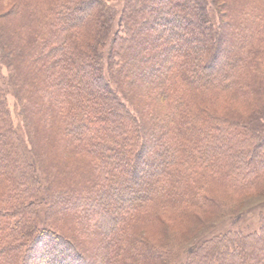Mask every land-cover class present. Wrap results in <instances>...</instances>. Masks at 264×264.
I'll return each instance as SVG.
<instances>
[{
    "label": "trees",
    "instance_id": "16d2710c",
    "mask_svg": "<svg viewBox=\"0 0 264 264\" xmlns=\"http://www.w3.org/2000/svg\"><path fill=\"white\" fill-rule=\"evenodd\" d=\"M210 1L217 23L207 0H128L124 34L112 39L107 57L111 84L100 52L114 17L107 0H0L8 85L24 99L28 128L39 130L40 162L63 177H84L67 192L50 186L48 202L66 204L86 232L100 229L103 252L116 248L122 225L134 219L152 214L160 226L169 210L170 219L189 222L218 214L228 197L264 191V0ZM2 92L0 170L17 193L12 214L0 209L3 240L18 242L31 228L43 264H94L69 233L29 218L37 179L19 140L10 138ZM81 156L91 160L87 166ZM71 157L84 168L76 162L67 171ZM121 161L132 163L136 177L151 170L135 194L126 192ZM144 206L150 209L141 213ZM228 235L203 242L188 264H264V231ZM127 243L145 257L141 244ZM9 254L16 260L19 249L0 248L1 264Z\"/></svg>",
    "mask_w": 264,
    "mask_h": 264
},
{
    "label": "rangeland",
    "instance_id": "374dc122",
    "mask_svg": "<svg viewBox=\"0 0 264 264\" xmlns=\"http://www.w3.org/2000/svg\"><path fill=\"white\" fill-rule=\"evenodd\" d=\"M207 2L209 9H211L213 22L217 23L218 16L214 10L215 8L210 4V0H207ZM127 3L128 0H107L106 2V4L112 8L114 17L112 19L108 36L105 39H101L104 45L100 47V52L102 54L103 77L111 84L113 80L109 75L107 57L110 47L112 46V39L116 34L118 36L124 34V30L120 25V18ZM186 36L187 35H185V37ZM6 52V49L0 45V87L3 91L1 99L11 123V130H13L14 133L10 138L14 140V137H17L19 140L18 148L23 152L24 159L34 171L37 179L35 187L39 189V192L34 198V202L30 203V206L33 204L30 208L32 209L33 215L31 214L29 216L31 220L36 219V227H39L46 220L50 223L56 224L69 233L74 241L86 250L87 255L92 261H94V264H188L193 257L192 253L195 252L203 242L209 239L219 238L229 234V238L237 240L239 239V236L246 237L255 234L259 235L264 231V191L259 194L250 192L242 196L230 197V200L228 197L225 202L219 203L220 210L217 211L218 214L216 215L204 214L200 216L201 218H195L193 221L188 220L189 222H185L184 220L181 221L179 218H172L173 220L170 219L171 213L169 215V210H166L163 211L162 216V219H164L165 222L160 226L154 221L152 214L147 215L146 218H141L138 221L134 219L130 224L124 223L122 225L124 230L121 231L118 240L119 243L116 244L119 254L116 255L114 253L116 250V248L113 247L114 244L111 246L110 250L103 252L102 248L105 245V242L103 236L99 233L101 232L100 229L97 228V231L99 232H96L93 227L92 231L88 229L86 232L82 225V220L77 218L76 221V217L67 213L69 211L66 204L57 202V200H53L52 203L48 202L50 186L57 183L58 189L67 192L69 190V182L78 185L79 181L82 182V179L84 181V177L81 176L77 179H75L74 175H65L63 177L58 170V172H56L55 169H49L48 165H44L40 162L42 160L39 158L40 153L36 146V140L34 141V135L36 133L38 134L39 130L35 132L28 128L24 121L21 108V102H23L24 99L20 98L19 95V97L15 96V89L13 87L10 88L8 85L9 74L7 71V64L5 63ZM164 59L165 58H162V61ZM221 62L222 60L220 59V63ZM119 96L122 99H125L122 94H119ZM124 101L128 106V101ZM129 108L134 111L132 106L129 105ZM262 122L264 124V118L262 119ZM260 127L262 126L260 125ZM0 143L2 142L0 141ZM150 150V144L147 143L142 150L143 158H145V160L148 157ZM10 153L11 157L18 162V159L15 156V151H10ZM75 159V157H71L66 160V162H68V168H66L67 171L73 172L72 169H74V167L70 165H73V163L75 164L76 162L80 164L77 166L84 168V164H81L80 160L82 163L85 162V165L91 161L88 157L84 156H81L79 161H76ZM120 166V170L127 177L126 184L128 183L129 185L126 192L134 191L135 194V190H137V188L139 189L141 182H147L145 177L151 170L140 169L138 171V176L136 177L133 176V170L131 167L132 163L128 165L121 161ZM3 169L0 170V209L5 210L8 208L7 210L11 211L13 209V207H11V201H13V198L17 197V193L13 188H10L12 182L5 178V171ZM81 170L84 171V169ZM49 172H51L52 175L51 173L49 175ZM53 175L54 177H52ZM143 191L144 190L140 189V194L150 193ZM55 196L56 195H54L53 198ZM60 196L61 200H64L63 197L67 200V193H63ZM114 197L115 196H112L111 198ZM125 198L130 199L131 195L125 194ZM146 207L144 206L142 208L141 213L150 209ZM13 212L14 210H12L10 214ZM158 212L162 214L159 209ZM3 213L5 212L2 211L0 214ZM92 213L93 211L90 214ZM137 216L139 218L140 214L136 213L133 218H136ZM15 219L16 218H14L13 221H15ZM35 234L36 233L31 231V228L27 229L19 241L14 242L13 240H3L4 234L0 233V248L19 249V256L16 260L13 257L14 253H12L13 256L10 254L4 256L2 262H4V264H43L39 258L40 251L43 248L41 244L42 242L40 239L35 241ZM128 240L133 247H136V250L141 245L143 246L142 253H144V258H141L136 251L127 248L126 245L129 244L127 243ZM15 255H17V253H15Z\"/></svg>",
    "mask_w": 264,
    "mask_h": 264
}]
</instances>
